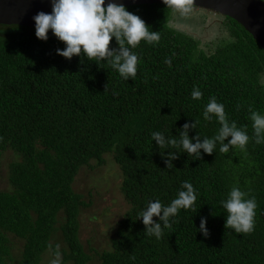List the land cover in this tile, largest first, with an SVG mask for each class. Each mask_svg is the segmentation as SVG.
Returning <instances> with one entry per match:
<instances>
[{"label": "trees", "instance_id": "trees-1", "mask_svg": "<svg viewBox=\"0 0 264 264\" xmlns=\"http://www.w3.org/2000/svg\"><path fill=\"white\" fill-rule=\"evenodd\" d=\"M125 7L161 37L132 49L139 60L128 80L106 61L57 55L65 45L51 31L43 41L35 27L0 24V162L8 150L19 158L10 164L11 189L0 190V264H49L48 250L61 255L59 264H264V144L255 143L251 120L253 111L264 115V51L229 17L230 37L206 50L171 24L174 8ZM110 48H118L114 38ZM194 89L200 99L192 98ZM212 97L247 132L246 150L233 146L224 154L217 143L195 160L182 147L159 148L152 140L161 132L179 141L183 125L194 122L187 130L193 143L198 135L201 142L213 138L221 125L203 117ZM169 152L177 155L173 168L165 163ZM107 157L120 172L117 194L127 209L108 246L88 250L80 217L99 192L78 191L75 183ZM184 181L197 192L192 209L171 218L160 238L149 236L139 214L157 199L168 206ZM233 187L256 198L251 233L224 226L221 202ZM202 219L208 237L198 230ZM11 237L23 240L20 253Z\"/></svg>", "mask_w": 264, "mask_h": 264}, {"label": "clouds", "instance_id": "clouds-1", "mask_svg": "<svg viewBox=\"0 0 264 264\" xmlns=\"http://www.w3.org/2000/svg\"><path fill=\"white\" fill-rule=\"evenodd\" d=\"M167 7L187 13L190 0H163ZM35 23V36L43 41H47L48 33L51 31L59 41L64 43V48L56 49V54L71 60L73 56L83 55L97 64L106 61L111 68L115 69L119 75L128 80L137 74L139 57L132 51L141 41L148 44L158 43L160 34L152 31L150 26L138 15L128 11L123 4H118L114 0H52V10L50 14L38 12L33 17ZM114 38L118 48H110V41ZM168 62V61H166ZM193 99H200L202 92L194 89L191 93ZM216 117L221 127L218 134L213 138H204L201 142L198 135L194 139L195 143L188 136V128H195L185 123L183 131L180 133L179 141L175 138L165 139L161 132H153L152 140H155L159 148L182 147L187 153L201 158V149L205 154L211 155L216 148V144L221 145L219 151L228 153L233 146H239L241 150H246L249 136L245 130L237 128L236 123L229 122L225 113L224 105L218 103L212 97L204 108L203 117L211 121ZM251 120L254 129V141L256 144H264V115L253 111ZM231 137L227 143L226 138ZM165 161L167 168H173L172 160L177 159L174 152H169ZM249 193L242 191L239 187H233L228 193L226 200L222 201L223 208L228 215L225 225L233 229L236 233H251L254 231L256 209L258 207L256 198H247ZM197 200V192L193 184L184 181L177 197L168 206H164L157 199L150 201L144 210L139 214L138 219L145 225V231L149 236L155 235L160 238L165 228L172 227V219L181 209L190 210ZM158 218L154 220L153 218ZM205 220H201L199 231L205 237L209 236V231L205 228Z\"/></svg>", "mask_w": 264, "mask_h": 264}, {"label": "rangeland", "instance_id": "rangeland-1", "mask_svg": "<svg viewBox=\"0 0 264 264\" xmlns=\"http://www.w3.org/2000/svg\"><path fill=\"white\" fill-rule=\"evenodd\" d=\"M189 9L187 13H181L175 9L172 13L171 24L199 39L202 44H205L206 50L208 47L214 49L230 37L228 28L224 26L223 16L199 8L189 7ZM106 159L105 164L93 170L83 169L75 183L78 191H82V188H92L93 191L99 192V195H94V205L86 208L80 217L81 239L88 250L94 248L99 250L108 246L117 220L127 209L123 199L117 194L121 179L120 172L110 158ZM17 160L19 158L10 150L3 154L0 162V190L11 189L8 181L10 164ZM87 196L85 193L83 198L85 200L92 198ZM59 237L61 236H58V239ZM11 238L13 251H16L14 253H20L23 240ZM59 245L64 244L61 242ZM89 253L92 252L89 251ZM60 258V254L53 256L51 250H48L44 256L49 264H59ZM93 264L97 262L94 261Z\"/></svg>", "mask_w": 264, "mask_h": 264}, {"label": "water", "instance_id": "water-1", "mask_svg": "<svg viewBox=\"0 0 264 264\" xmlns=\"http://www.w3.org/2000/svg\"><path fill=\"white\" fill-rule=\"evenodd\" d=\"M109 0H105L107 4ZM124 6L164 4L163 0H114ZM199 8L237 21L264 51V0H190ZM52 0H0V24L35 27L38 12L50 14Z\"/></svg>", "mask_w": 264, "mask_h": 264}, {"label": "flooded vegetation", "instance_id": "flooded-vegetation-1", "mask_svg": "<svg viewBox=\"0 0 264 264\" xmlns=\"http://www.w3.org/2000/svg\"><path fill=\"white\" fill-rule=\"evenodd\" d=\"M203 10V9H202Z\"/></svg>", "mask_w": 264, "mask_h": 264}]
</instances>
